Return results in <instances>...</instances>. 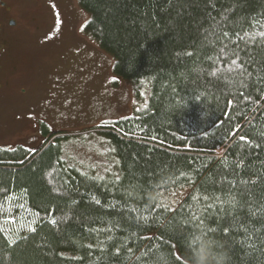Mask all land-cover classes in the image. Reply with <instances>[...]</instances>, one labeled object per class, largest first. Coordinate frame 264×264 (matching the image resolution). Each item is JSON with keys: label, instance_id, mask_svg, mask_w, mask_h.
Masks as SVG:
<instances>
[{"label": "trees", "instance_id": "trees-1", "mask_svg": "<svg viewBox=\"0 0 264 264\" xmlns=\"http://www.w3.org/2000/svg\"><path fill=\"white\" fill-rule=\"evenodd\" d=\"M77 3L135 109L82 132L106 174L44 126L37 150L0 148V264H194L199 234L264 264V0Z\"/></svg>", "mask_w": 264, "mask_h": 264}, {"label": "rangeland", "instance_id": "rangeland-1", "mask_svg": "<svg viewBox=\"0 0 264 264\" xmlns=\"http://www.w3.org/2000/svg\"><path fill=\"white\" fill-rule=\"evenodd\" d=\"M8 1L21 15L23 34L3 79L10 81L8 94L23 86L27 92L0 94V148H39L44 126L49 136L63 134L49 142L55 140L65 165L108 173L116 164L112 150L100 134L82 132L132 115L131 85L113 76L112 58L85 34L88 16L77 0Z\"/></svg>", "mask_w": 264, "mask_h": 264}, {"label": "flooded vegetation", "instance_id": "flooded-vegetation-1", "mask_svg": "<svg viewBox=\"0 0 264 264\" xmlns=\"http://www.w3.org/2000/svg\"><path fill=\"white\" fill-rule=\"evenodd\" d=\"M22 18L16 8L8 0H0V94L16 95L25 97L27 86L18 87L13 93H9V82H5L3 76L6 75L8 62L13 58L14 51H18L17 45L22 36ZM14 73H12L13 75ZM11 75V76H12ZM21 76L19 77V79ZM18 79V78H17ZM40 148V147H39ZM38 148L34 149L37 150Z\"/></svg>", "mask_w": 264, "mask_h": 264}, {"label": "clouds", "instance_id": "clouds-1", "mask_svg": "<svg viewBox=\"0 0 264 264\" xmlns=\"http://www.w3.org/2000/svg\"><path fill=\"white\" fill-rule=\"evenodd\" d=\"M227 255L217 250V242L206 234H199L194 264H226Z\"/></svg>", "mask_w": 264, "mask_h": 264}, {"label": "snow or ice", "instance_id": "snow-or-ice-1", "mask_svg": "<svg viewBox=\"0 0 264 264\" xmlns=\"http://www.w3.org/2000/svg\"><path fill=\"white\" fill-rule=\"evenodd\" d=\"M53 223H54V221H53Z\"/></svg>", "mask_w": 264, "mask_h": 264}]
</instances>
